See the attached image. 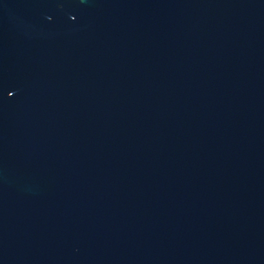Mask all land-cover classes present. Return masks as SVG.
Here are the masks:
<instances>
[{"label":"water","instance_id":"95a60500","mask_svg":"<svg viewBox=\"0 0 264 264\" xmlns=\"http://www.w3.org/2000/svg\"><path fill=\"white\" fill-rule=\"evenodd\" d=\"M0 264H264V0H0Z\"/></svg>","mask_w":264,"mask_h":264}]
</instances>
